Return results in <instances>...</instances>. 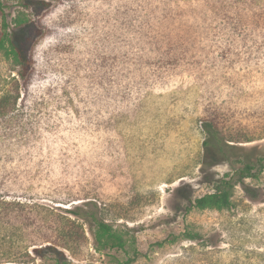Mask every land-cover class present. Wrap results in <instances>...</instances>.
I'll return each mask as SVG.
<instances>
[{
	"label": "rangeland",
	"instance_id": "1",
	"mask_svg": "<svg viewBox=\"0 0 264 264\" xmlns=\"http://www.w3.org/2000/svg\"><path fill=\"white\" fill-rule=\"evenodd\" d=\"M1 1L32 67L23 80L0 52V97L17 99L0 118V189L74 221L70 250L59 247L70 264H113L133 251L134 264H264V171L247 179L256 199L236 186L230 210L187 209L188 197L212 191L211 173L240 167L203 169L205 120L264 154V21L237 20L262 10L172 0L164 19L141 27L135 0ZM19 17L31 22L18 28ZM88 202L136 243L97 251L89 225L61 211Z\"/></svg>",
	"mask_w": 264,
	"mask_h": 264
},
{
	"label": "trees",
	"instance_id": "2",
	"mask_svg": "<svg viewBox=\"0 0 264 264\" xmlns=\"http://www.w3.org/2000/svg\"><path fill=\"white\" fill-rule=\"evenodd\" d=\"M175 1V0H173ZM231 7L245 4H251V8L261 9L259 14L252 15V18L243 22L238 15L239 8L226 15H220L221 18H232L238 15V24L240 27H248L258 21H264V0H221ZM172 0H135V10L132 13L141 18L139 25L142 27L143 18L145 26L157 23L159 16L164 19L167 16V10L172 8ZM206 2V0H203ZM139 7V8H138ZM224 7H226L224 5ZM6 6L0 0V11L2 13V35L0 37V52L18 68V75L25 80L31 71L32 59L24 56L23 51L14 41L13 32L10 31L9 14ZM228 9V7H227ZM242 8L243 10H250ZM125 25L128 24L129 11H125ZM18 28H22L31 22L27 17H19L16 20ZM138 21V19H137ZM162 22V20L160 21ZM229 24L232 21L225 20ZM150 27H154L150 25ZM168 52V50L166 51ZM163 54V53H162ZM5 95L0 97V118L5 117L12 111L16 98ZM7 117V116H6ZM14 117H9L10 119ZM203 128L206 133V139L203 143L205 148V157L203 169L208 170L223 163H229L233 167L240 164L238 169L234 168L233 175L226 174L223 178H217L213 173L210 175L207 183L213 188L208 194L202 197H188L187 209L195 207L201 210L215 209L218 211L230 210L234 207V191L236 186H242L244 192L252 199L258 197L257 191L247 183L249 178H257L264 171V154L259 147L246 149L230 144L222 134L213 120H205ZM0 181H3L0 179ZM92 207L85 210L77 207L75 210H61L65 214H70L84 220L92 230L95 248L99 252L124 251L127 247L133 246L135 236L131 234L132 229L122 230L115 228L111 223L98 217L97 211L100 209L96 203H86L85 207ZM65 219V222L57 220V217ZM74 221L58 213L53 207H47L33 200L24 199L15 193H10L0 189V264H35L40 259L44 264H70V259L59 247L70 250V242L73 241ZM201 235L189 233L188 238L192 240L200 239ZM55 238V239H54ZM50 240V241H49ZM45 242H50L46 244ZM60 244V245H59ZM163 243H160L162 245ZM137 253L133 251L125 260H116L113 264H134Z\"/></svg>",
	"mask_w": 264,
	"mask_h": 264
}]
</instances>
